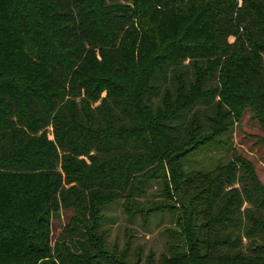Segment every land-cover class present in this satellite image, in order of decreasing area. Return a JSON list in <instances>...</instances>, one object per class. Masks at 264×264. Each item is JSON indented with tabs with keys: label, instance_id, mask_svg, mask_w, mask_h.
I'll return each instance as SVG.
<instances>
[{
	"label": "trees",
	"instance_id": "trees-1",
	"mask_svg": "<svg viewBox=\"0 0 264 264\" xmlns=\"http://www.w3.org/2000/svg\"><path fill=\"white\" fill-rule=\"evenodd\" d=\"M214 77L264 114V0H0V264H136L98 247L93 201L129 198L160 171L181 213L179 243L157 264H264V186L250 163L233 152L187 168L231 131L235 108L206 86ZM61 208L73 214L52 241Z\"/></svg>",
	"mask_w": 264,
	"mask_h": 264
},
{
	"label": "rangeland",
	"instance_id": "rangeland-1",
	"mask_svg": "<svg viewBox=\"0 0 264 264\" xmlns=\"http://www.w3.org/2000/svg\"><path fill=\"white\" fill-rule=\"evenodd\" d=\"M183 64L188 65V60L186 59ZM188 66L190 67V65ZM135 72L125 74L124 79L131 86H136L137 89L138 84L134 83L137 78ZM192 77L193 75L188 76L191 79ZM118 78L122 80L120 77ZM240 81L242 80L240 79ZM159 83L169 84L165 79H161ZM206 86H217L219 89L221 82H218L214 77L207 81ZM222 89L223 87H221V96H219L220 91L216 92V99L220 97L226 105H234L235 108L231 131L225 138L227 139L226 147L212 146L200 149L189 158L187 168L208 171L217 165L227 163L232 157V153L236 152L250 163L256 179L264 186V114L260 113L253 94L245 87H235L229 93L223 92ZM240 94L246 96L241 97ZM227 97L228 99H226ZM158 98L159 96H146L145 99L147 103L155 106L159 102ZM140 114L144 115L147 132L149 131L151 135L154 134L155 122L146 116L144 111ZM160 143L163 144L162 141ZM155 147L157 148L156 143ZM163 174L164 172L160 171V177H143L141 179L143 184L141 182L139 185L141 190L136 191L129 198L94 199L92 217L96 225H92L90 222V234H94L99 239L98 247H102L103 251L108 250V252L115 249L119 254H125L129 260L136 264H157L160 254H169L167 241L179 243L178 238L174 237H178L180 234L176 223L180 218L181 210L173 208L174 204L179 207L174 200L177 197L172 194V197H175L173 199L164 190L166 180ZM144 181L147 182L144 184ZM188 191L192 195L197 190L190 187ZM199 208L200 206H196V209ZM72 214V209L61 208L51 215L49 231L52 241ZM170 231H174V237L170 236ZM89 254L90 256L97 255V250L92 249ZM11 257L8 260L18 264H26L34 258L33 256L24 258L15 254ZM6 263L5 260L4 264ZM100 263L104 264V260H100Z\"/></svg>",
	"mask_w": 264,
	"mask_h": 264
}]
</instances>
